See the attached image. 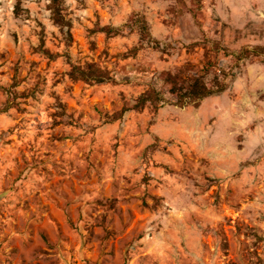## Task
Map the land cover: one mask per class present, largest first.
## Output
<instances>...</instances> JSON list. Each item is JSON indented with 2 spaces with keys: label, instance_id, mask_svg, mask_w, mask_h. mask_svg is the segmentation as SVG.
Returning <instances> with one entry per match:
<instances>
[{
  "label": "rangeland",
  "instance_id": "1",
  "mask_svg": "<svg viewBox=\"0 0 264 264\" xmlns=\"http://www.w3.org/2000/svg\"><path fill=\"white\" fill-rule=\"evenodd\" d=\"M0 264H264V0H0Z\"/></svg>",
  "mask_w": 264,
  "mask_h": 264
},
{
  "label": "trees",
  "instance_id": "2",
  "mask_svg": "<svg viewBox=\"0 0 264 264\" xmlns=\"http://www.w3.org/2000/svg\"><path fill=\"white\" fill-rule=\"evenodd\" d=\"M55 3L56 0H51ZM56 22L63 24V17L60 12H55ZM77 74V75H76ZM73 75L76 79H82L86 81L95 80L97 82H103L104 77L97 73V69H83L81 67L74 69ZM168 82L172 84V93L177 96L176 105L185 106L189 104L199 105L200 101L210 96L219 95L227 89V84L223 81L216 79L212 85L205 82L202 76H190L184 79L183 84L179 85V80L167 78ZM151 95L143 96L139 99L137 106L143 107L144 104L151 100Z\"/></svg>",
  "mask_w": 264,
  "mask_h": 264
}]
</instances>
